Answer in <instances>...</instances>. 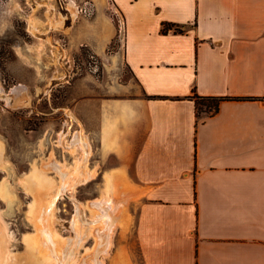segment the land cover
I'll return each mask as SVG.
<instances>
[{
    "label": "crops",
    "instance_id": "0c3cea01",
    "mask_svg": "<svg viewBox=\"0 0 264 264\" xmlns=\"http://www.w3.org/2000/svg\"><path fill=\"white\" fill-rule=\"evenodd\" d=\"M111 3L119 24L102 3L68 29L104 54L125 21L123 79L74 108L101 176L90 202L111 190L114 228L135 232L115 264H264V0Z\"/></svg>",
    "mask_w": 264,
    "mask_h": 264
},
{
    "label": "rangeland",
    "instance_id": "374dc122",
    "mask_svg": "<svg viewBox=\"0 0 264 264\" xmlns=\"http://www.w3.org/2000/svg\"><path fill=\"white\" fill-rule=\"evenodd\" d=\"M71 1L0 0V223L5 227L8 245L2 253L6 259L1 256L0 264H54L42 259L39 246L31 249L29 243L38 233L31 211L37 210L39 203L48 202L64 181L67 187L49 218L58 236L70 242L69 259L64 264H95L94 229L99 224L93 223L95 211L90 199L102 193L95 189L101 176L91 184L80 175L83 149L78 146L77 152L72 145L82 122L67 111L74 112L78 107L82 112L78 103L89 97L91 87L123 79L117 51L124 31L120 26L104 54L87 44L75 46L71 41L73 31L68 27L94 19L102 3L104 12L107 10L118 24L119 17L111 0H74L76 15L68 6ZM57 18H65L63 25L56 26ZM85 133L89 138L86 128ZM57 167L67 170L68 175L63 178ZM44 174L53 184L43 194L36 178ZM74 198L79 201V211ZM110 237L113 244L111 250L100 254L101 264H115L123 244L129 243L137 253L133 230L120 235L113 228ZM135 259L138 264L137 254Z\"/></svg>",
    "mask_w": 264,
    "mask_h": 264
},
{
    "label": "bare ground",
    "instance_id": "6f19581e",
    "mask_svg": "<svg viewBox=\"0 0 264 264\" xmlns=\"http://www.w3.org/2000/svg\"><path fill=\"white\" fill-rule=\"evenodd\" d=\"M68 6H69V8L71 7L72 14L76 15L77 12H78L77 3L74 2V0H73V1H71L69 3ZM64 19L63 18H60V19L57 18V20L55 22L56 26L63 25ZM41 26H43V25H41ZM31 27H33L34 29L37 28V26H32V24H31ZM39 31H41V30H39ZM19 89H20V87L18 88V90ZM67 112L69 113V116L71 118H76V119L78 118L77 116H75V113L73 111H71L70 109ZM80 127H81V129L79 130L80 132L78 131L79 132V137L78 138L76 137L74 139V143H73L72 147L77 149L78 146H81V148L83 149V154H82L81 160H80L81 161L80 162V166L83 167V171L81 169L82 172L80 171L81 172L80 175H84L85 179L91 180L90 178L93 175H91V173L88 171V168H89L88 167V162H89L88 161V157H89V154H90V148H89V145H90V143H89L90 139L89 138L90 137L89 138L87 137V134L85 133V127L83 126V123L80 125ZM71 144H69V145H71ZM79 149H77V152H78ZM53 164H55V167H56V162L53 163ZM57 171L59 173H63V178H65V174H67V172H66L67 170L66 171H62L61 167H59V168L57 167ZM44 175H42L41 177L36 178L37 182L39 183V187H41V189L43 191V192H40V193H43V194H44V190H48L49 186L51 184H53L52 180L50 178H48L46 174H44ZM34 177H35V175H34ZM85 179H83V180H85ZM64 180H66V179H64ZM64 182L65 183H63V185L61 183L62 186H60L59 189L55 192V194H53L51 196V199L49 198L48 202H46V203L45 202L44 203L41 202V204L39 203L38 204L39 208L37 210H35V211H33V210L31 211V213H33V216L35 217V222H36V227H37V232H38L36 237L32 238L31 239V243H29L30 246H31V249H34L33 247L37 248L39 246V251H40V254L42 255V259L44 258V259L51 260L54 264H64V263H67V261L69 259V249H70L69 245H70V242L67 243L66 240H62L58 236V234L55 231V228L53 227V225L50 223V220H49L50 216L52 215V213L55 210L57 201H58L62 191L64 190V186H66V184H68V182H66V181H64ZM56 188H58V187H56ZM50 189H52V186L50 187ZM50 189H49V191H50ZM3 192H5V190H3ZM6 193H9V192H6ZM45 193H46V191H45ZM106 193L107 194H104L103 198H100L99 200L97 199L96 202H93V203L90 202V205L93 208V211H95V215H94V218H93V223L95 222V223L99 224V225H96L95 229L92 228L95 231V235H96V239H97V246L95 248L96 251L95 252L93 251L94 252L93 256L95 257V264H101L100 260H99L100 254L108 252V249H109L110 244H111V240H110L111 232H112L114 226L117 224V218L115 217L117 215L114 216V213H113V212H115L114 211L115 207L112 205V201H113V197H112V194H111L112 192H111V190H109ZM115 194H116V192H115ZM46 195H48V194L46 193ZM74 199H75V202L77 204V202H79L78 199L77 198H74ZM124 207H123V209H124ZM77 211H79L78 204H77ZM2 226H3V224L0 223V258L2 256V257H4V259H6L5 258L6 255L4 256V255H2V253L5 250L7 251V246L8 245H7V240H6L5 227L4 226L2 227Z\"/></svg>",
    "mask_w": 264,
    "mask_h": 264
},
{
    "label": "trees",
    "instance_id": "16d2710c",
    "mask_svg": "<svg viewBox=\"0 0 264 264\" xmlns=\"http://www.w3.org/2000/svg\"><path fill=\"white\" fill-rule=\"evenodd\" d=\"M172 27H174V29ZM171 29H173L176 32L183 31V28L181 26H178L173 23H165L164 31H169ZM220 100L221 98H216L211 96H197L196 103H197L198 112L211 113L213 111L218 110ZM206 104L207 106H204Z\"/></svg>",
    "mask_w": 264,
    "mask_h": 264
},
{
    "label": "built area",
    "instance_id": "2783aa9c",
    "mask_svg": "<svg viewBox=\"0 0 264 264\" xmlns=\"http://www.w3.org/2000/svg\"><path fill=\"white\" fill-rule=\"evenodd\" d=\"M125 21L122 19L121 21V29L124 31ZM174 29V27H172Z\"/></svg>",
    "mask_w": 264,
    "mask_h": 264
}]
</instances>
